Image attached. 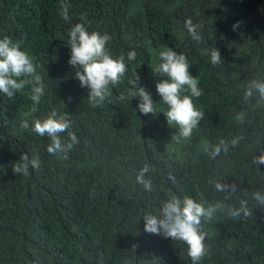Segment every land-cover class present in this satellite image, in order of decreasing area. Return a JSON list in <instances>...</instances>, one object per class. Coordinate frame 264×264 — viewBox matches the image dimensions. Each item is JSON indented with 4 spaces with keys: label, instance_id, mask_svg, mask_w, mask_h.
<instances>
[{
    "label": "trees",
    "instance_id": "16d2710c",
    "mask_svg": "<svg viewBox=\"0 0 264 264\" xmlns=\"http://www.w3.org/2000/svg\"><path fill=\"white\" fill-rule=\"evenodd\" d=\"M0 264H264V0H0Z\"/></svg>",
    "mask_w": 264,
    "mask_h": 264
}]
</instances>
